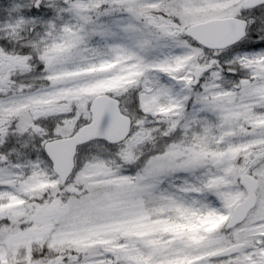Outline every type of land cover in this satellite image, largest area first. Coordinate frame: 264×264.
<instances>
[{"label": "snow or ice", "instance_id": "obj_1", "mask_svg": "<svg viewBox=\"0 0 264 264\" xmlns=\"http://www.w3.org/2000/svg\"><path fill=\"white\" fill-rule=\"evenodd\" d=\"M0 264H264V0H0Z\"/></svg>", "mask_w": 264, "mask_h": 264}]
</instances>
